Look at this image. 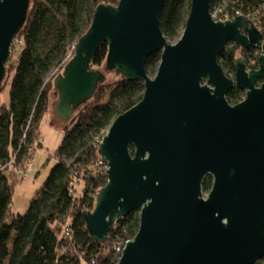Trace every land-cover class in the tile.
I'll use <instances>...</instances> for the list:
<instances>
[{
	"label": "water",
	"instance_id": "water-1",
	"mask_svg": "<svg viewBox=\"0 0 264 264\" xmlns=\"http://www.w3.org/2000/svg\"><path fill=\"white\" fill-rule=\"evenodd\" d=\"M163 1L97 4L53 79L55 113L66 122L106 79L90 63L103 42V70L144 85L97 146L107 180L93 209L83 211L85 229L105 243L117 219L138 211V230L116 264H256L264 255L262 34L244 15L214 20L210 0H189L183 30L170 43L159 26ZM29 3L0 0V86ZM228 42L259 49L256 67L239 57L228 77L218 62ZM154 51L160 62L151 76L145 64ZM234 86L244 97L233 105L226 94ZM206 175L212 184L204 196Z\"/></svg>",
	"mask_w": 264,
	"mask_h": 264
},
{
	"label": "trees",
	"instance_id": "trees-1",
	"mask_svg": "<svg viewBox=\"0 0 264 264\" xmlns=\"http://www.w3.org/2000/svg\"><path fill=\"white\" fill-rule=\"evenodd\" d=\"M117 2L30 0L26 22L16 36L21 48L15 56L12 45L5 65L8 74L0 86L1 91L11 77L8 102L0 98V264H116L115 238L128 241L138 230L137 211H130L117 219L105 243L95 241L85 229L83 211L93 209L95 194L107 180L96 163L100 156L95 139L106 132L115 116L142 98L141 80L131 81L113 71L116 79L108 81L106 77L93 97L78 107L63 126L58 160L30 199L25 213L12 211L13 189L6 174L11 163H25L41 145L39 120L48 107L51 93H56L52 80L70 58L67 57L70 45L76 44L86 32L97 4L116 5ZM210 2L214 8L224 4L228 12L233 9L245 14L253 12L264 20V0ZM189 6V0L163 1L159 26L169 42L179 38ZM222 15L223 12L219 13L218 19ZM225 46L218 55V62L224 73L232 77L237 49L230 43ZM107 52V43L103 42L91 59V67L103 66ZM251 57L254 56H246L245 62L254 68L256 62L252 65ZM159 58L160 51L146 58L149 75L155 74ZM243 95V91L234 86L226 99L234 105ZM73 177L76 185L80 181L82 184L77 193L75 189L69 190ZM202 181L203 191L211 187L210 175L204 176ZM259 261H264V255Z\"/></svg>",
	"mask_w": 264,
	"mask_h": 264
},
{
	"label": "rangeland",
	"instance_id": "rangeland-1",
	"mask_svg": "<svg viewBox=\"0 0 264 264\" xmlns=\"http://www.w3.org/2000/svg\"><path fill=\"white\" fill-rule=\"evenodd\" d=\"M182 32V31H181ZM15 40L12 42V45H14V55L18 53L19 47L16 45H21L19 41ZM174 43V42H170ZM74 43H72L71 50L74 47ZM12 49V46H11ZM11 52V51H10ZM13 55V57H15ZM11 56V55H10ZM103 73H105V77H107L108 81H111L113 78L116 79L113 75V71H108V70H103V66L99 67ZM98 68V69H99ZM97 69V68H94ZM62 70V69H61ZM60 70V71H61ZM10 72V71H9ZM116 72V71H115ZM8 74V71H6ZM5 73V74H6ZM59 73V72H58ZM153 76V75H151ZM5 77V76H4ZM118 78L120 76L118 75ZM5 79V78H4ZM53 81V80H52ZM4 80L2 81V83ZM11 82V77L7 80V84L4 86V88L0 91V98L1 100L8 102V96H9V86ZM1 83V84H2ZM53 91V90H52ZM49 103L48 107L39 120V125H38V132H39V137L41 138V145L37 146L35 150L32 151L30 154L32 158V165L37 166L38 171L35 176H32L30 174H24L25 172V166L28 163L27 159L25 160V163L18 166H14L11 163L9 169H7L6 174L7 177L9 178V183L13 189V196H12V211L14 213H25L27 206L30 202V199L35 195V193L40 189L42 186L44 180L46 179V175L48 174V171L50 168L53 166V164L56 163L58 160L59 154H58V149L60 145L62 144V139L64 136V131H63V126L65 125L66 121L60 119L57 114L55 113L54 106L56 105L57 102V94H52L49 97ZM105 134V133H104ZM102 134V136L104 135ZM101 136V137H102ZM70 160L67 159V163H69ZM12 168H15V173H13ZM22 178L20 181H17V178ZM212 179V178H211ZM79 182V181H78ZM81 181L79 184L75 185V192L79 191L81 189ZM202 189V188H201ZM209 189L203 191L204 196L206 195L207 191ZM76 192V193H77ZM137 215L138 211H137ZM110 234V233H109ZM117 240V241H116ZM120 242L122 243V239L120 238H115V242ZM126 241H124L125 244ZM259 261V260H258ZM259 264H264V261H259Z\"/></svg>",
	"mask_w": 264,
	"mask_h": 264
},
{
	"label": "built area",
	"instance_id": "built-area-1",
	"mask_svg": "<svg viewBox=\"0 0 264 264\" xmlns=\"http://www.w3.org/2000/svg\"><path fill=\"white\" fill-rule=\"evenodd\" d=\"M215 6H211V8H210V13L212 14V17H213V19L214 20H231L232 18H234V17H236V16H238V15H244V16H246L247 17V19H248V22H249V26H251L252 24L257 28V30L260 32V33H263L264 34V20L263 19H260L259 18V16L257 17V16H254V14H252L253 12H250V13H248V12H246V14L245 13H241V12H239V10H232V11H230V12H228L227 10H225V5L223 4H221V5H219V7H216V8H214ZM232 9V8H231ZM224 10V11H223ZM223 12V15L218 19V15H219V13H222ZM15 40V39H14ZM16 43H17V41H16ZM16 46H18L19 47V50H20V48H21V46H19V45H16ZM69 54H68V56L67 57H70L71 56V51H69L68 52ZM101 138L102 137H100V138H96L95 139V141H96V146H98V144L100 143V140H101ZM97 165H98V168L101 170V173L102 174H105L106 173V170H107V168H108V164L106 163V160L103 158H99L98 160H97ZM13 164V167L14 166H18L17 164H15V163H12ZM107 176V175H106ZM75 177H73L72 179H71V182H70V184H69V187H70V192H73L74 191V189H75V185H76V181H75ZM123 246H124V241L122 240V243H120L119 241L113 246V249H114V252L116 253V254H118V258H119V255L121 254V250H122V248H123Z\"/></svg>",
	"mask_w": 264,
	"mask_h": 264
},
{
	"label": "flooded vegetation",
	"instance_id": "flooded-vegetation-1",
	"mask_svg": "<svg viewBox=\"0 0 264 264\" xmlns=\"http://www.w3.org/2000/svg\"><path fill=\"white\" fill-rule=\"evenodd\" d=\"M242 31L244 32V29H242ZM261 34H262L261 42H264V34L263 33H261ZM228 43H230V45H234L233 42L232 43L231 42H228ZM235 46H236V49H237V56H238V58L239 57H242L244 59V61H245L246 56H254V57H251L250 63L253 65L256 62L255 66H254V68H255L256 65H257V60H258V58L260 56L259 55L260 54V50L256 48V49H254L252 51H247L245 49H242L241 47H238L237 45H235ZM236 60H237V58H236ZM234 64H235V62H234ZM245 65H246V67L248 69H252V67H248V65L246 64V62H245ZM234 72H235V68H234ZM234 72H233V74H234ZM232 77H233V75H232ZM259 81H261V80H259ZM243 94H244V92H243ZM243 97H244V95H243Z\"/></svg>",
	"mask_w": 264,
	"mask_h": 264
},
{
	"label": "crops",
	"instance_id": "crops-1",
	"mask_svg": "<svg viewBox=\"0 0 264 264\" xmlns=\"http://www.w3.org/2000/svg\"><path fill=\"white\" fill-rule=\"evenodd\" d=\"M12 170H13V173H15V168H12ZM24 170H25L24 174H30L32 176H35L37 174L38 168H37V166L32 165V158H30V160H28V163L25 166ZM16 178H17V181H20L22 179V178H18L17 176H16ZM14 214H16V213H14Z\"/></svg>",
	"mask_w": 264,
	"mask_h": 264
},
{
	"label": "clouds",
	"instance_id": "clouds-1",
	"mask_svg": "<svg viewBox=\"0 0 264 264\" xmlns=\"http://www.w3.org/2000/svg\"><path fill=\"white\" fill-rule=\"evenodd\" d=\"M107 131V130H106Z\"/></svg>",
	"mask_w": 264,
	"mask_h": 264
}]
</instances>
